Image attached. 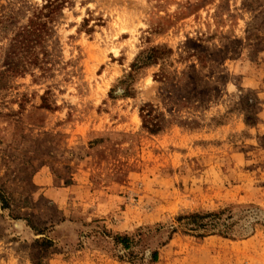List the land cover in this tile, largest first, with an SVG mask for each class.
Masks as SVG:
<instances>
[{"label":"rangeland","instance_id":"1","mask_svg":"<svg viewBox=\"0 0 264 264\" xmlns=\"http://www.w3.org/2000/svg\"><path fill=\"white\" fill-rule=\"evenodd\" d=\"M43 4L0 0V264H264V0H71L16 43Z\"/></svg>","mask_w":264,"mask_h":264},{"label":"trees","instance_id":"2","mask_svg":"<svg viewBox=\"0 0 264 264\" xmlns=\"http://www.w3.org/2000/svg\"><path fill=\"white\" fill-rule=\"evenodd\" d=\"M44 4L37 7L33 16L30 18L29 24L23 29L17 38L16 43L24 44L31 41L29 38L39 37L42 38L48 23H51L62 12L65 5L70 3L71 0H43ZM39 40L37 39V43Z\"/></svg>","mask_w":264,"mask_h":264}]
</instances>
